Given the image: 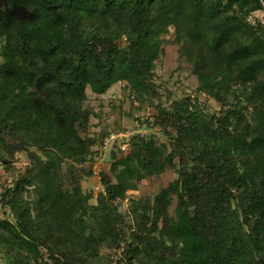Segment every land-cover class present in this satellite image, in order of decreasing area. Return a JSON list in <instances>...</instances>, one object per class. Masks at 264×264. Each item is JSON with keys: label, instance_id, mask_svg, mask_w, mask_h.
<instances>
[{"label": "trees", "instance_id": "obj_1", "mask_svg": "<svg viewBox=\"0 0 264 264\" xmlns=\"http://www.w3.org/2000/svg\"><path fill=\"white\" fill-rule=\"evenodd\" d=\"M256 9L258 0H0V163L28 157L0 194L12 219L0 218L7 264H104L102 249H121L114 264H264V31L247 20ZM169 29L219 110L150 101L167 140L132 135L90 203L80 183L103 138L89 134L86 89L124 82L136 99L157 97ZM166 167L176 178L133 199L126 225L116 201Z\"/></svg>", "mask_w": 264, "mask_h": 264}, {"label": "rangeland", "instance_id": "obj_2", "mask_svg": "<svg viewBox=\"0 0 264 264\" xmlns=\"http://www.w3.org/2000/svg\"><path fill=\"white\" fill-rule=\"evenodd\" d=\"M264 13L258 9L249 13L247 20L255 25L262 23ZM172 29L162 43V53L155 61L152 83L157 91V97H142L136 99L129 95L123 88L124 82L112 85L104 94L97 95L86 89L87 99L84 106L93 112L90 118L89 134L99 140L101 144L93 147L92 158L93 176L81 181V188L86 193H91L90 203H96V195L102 190L100 184V173L108 172L112 154L121 157L129 152V138L140 134L146 139H152L156 143L165 142L166 134L160 130L158 125L153 124V116L156 111L150 105L160 102L162 107L170 109V104L185 97L195 102L205 113L212 114L219 110V103L207 95L197 91L196 76L192 73L190 64L179 55V45L173 40ZM28 163L26 152H18L10 162L9 169L0 163V194L3 186L8 185L13 176L20 174ZM111 177V175L109 174ZM176 178L175 171L166 167L165 170L155 176H147L141 179L135 190H130L124 199L116 201L119 212H121L126 225L134 224L135 216L131 212V201L133 199L150 198L162 187H166ZM175 200L172 202L169 212L172 214ZM141 208H138V213ZM0 218L11 219L10 212L2 206L0 200ZM129 230H126L128 237ZM104 264L122 259L121 249H102L100 252ZM43 259L46 253L42 251ZM108 257V260L106 259ZM4 250H0V264H7ZM123 264H127L123 262Z\"/></svg>", "mask_w": 264, "mask_h": 264}, {"label": "built area", "instance_id": "obj_3", "mask_svg": "<svg viewBox=\"0 0 264 264\" xmlns=\"http://www.w3.org/2000/svg\"><path fill=\"white\" fill-rule=\"evenodd\" d=\"M259 2H260V4H261V9H258L259 11H261V12H263L264 13V1L263 0H258ZM263 19H262V26H263V31H264V15H263V17H262Z\"/></svg>", "mask_w": 264, "mask_h": 264}]
</instances>
